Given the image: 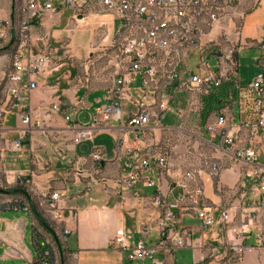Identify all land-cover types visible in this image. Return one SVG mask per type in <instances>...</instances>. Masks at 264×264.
Returning <instances> with one entry per match:
<instances>
[{"label": "crops", "instance_id": "0c3cea01", "mask_svg": "<svg viewBox=\"0 0 264 264\" xmlns=\"http://www.w3.org/2000/svg\"><path fill=\"white\" fill-rule=\"evenodd\" d=\"M24 1L15 0L12 6L9 2L6 4L13 13L9 20L0 19V36L6 38L8 29H14L18 37L11 42L15 54L25 57L46 53L53 63L46 73L31 77L37 86L21 93L22 110L14 106L4 109L0 123V134L4 137L17 139L21 127L19 119L24 113L31 116L32 126L21 141L20 151L0 152V188L6 191L22 187L54 236L41 226L28 204L26 209L3 207L7 201L23 198L20 194L0 193V258L25 260L28 264L40 247L51 245L56 248V264H151L149 260L136 263L124 259L121 251L111 245V240L119 228L126 232L129 244L143 239L141 223L154 221L152 195L156 193L173 202L182 192L180 184L184 182L189 188L202 187L201 208L213 218L219 209L228 210V223L205 229L195 212L187 209L186 200L177 208L181 210L186 241L190 244L201 241L206 255L224 259L228 243L235 241L238 219L260 200L258 181L251 168L234 163L222 152L220 138L210 139L205 130L206 123L214 119L213 112L229 99L232 104L226 112V127L254 118L246 100L244 105L241 97L237 100L236 83L241 85L238 70L237 78L214 93L219 99L206 113L201 106L191 103L193 95L186 90L176 84H160L153 92L157 97L168 99V110L162 119L154 118L158 109L153 106L152 117L144 128L133 129L110 121L94 130L91 139L74 143L78 129L93 123L96 109L105 104L106 91L118 75L119 58L114 46L118 20L111 13L94 7L86 10L82 7L83 16L77 15V6L82 0L74 6L51 0L53 11L42 14L29 31L21 35L17 10ZM263 14L264 0H239L219 22L200 25L201 42L210 43L216 52L231 43L248 42L245 47L258 51L254 63L259 75L262 72L257 62L260 52L254 44L264 34ZM206 56L214 58L210 53ZM4 101H11L9 93ZM52 105H57L60 111H51ZM11 111L15 112L14 127L4 125V118ZM65 115L69 116V122L64 120ZM124 120L127 117L124 116ZM255 136V150L260 151L257 141L261 133L257 131ZM134 137L137 140L134 141ZM145 144H158L166 149V168H151L149 175L155 186L136 183L132 189L117 193L115 182L124 172L125 161L136 157L125 155L124 149ZM94 153L101 154L99 161L92 158ZM201 156H208L219 164L218 175L211 178L199 172L193 179H184L185 172L198 169ZM259 163L264 166V152ZM52 192L59 197L56 203L59 217L49 206ZM259 229L264 230V212H259L256 221L244 228L242 239L238 240L243 252L237 264H264V244L256 237ZM28 233L34 247L32 255L25 246ZM157 241L158 234L152 230L146 236V243L154 245ZM192 252L185 246L170 255L156 252L154 257L163 264H195L197 253L193 252L192 258Z\"/></svg>", "mask_w": 264, "mask_h": 264}, {"label": "built area", "instance_id": "2783aa9c", "mask_svg": "<svg viewBox=\"0 0 264 264\" xmlns=\"http://www.w3.org/2000/svg\"><path fill=\"white\" fill-rule=\"evenodd\" d=\"M65 4L77 5L79 0H61ZM239 0H82L77 6V15L83 16L82 7L97 8L101 12L111 13L118 20L117 39L114 45L119 62L117 63L118 75L112 86L106 91L105 104L96 109L93 123L90 127L79 128L73 137V142L89 140L96 129L102 128L110 121H117L121 126L133 129L144 128L152 117V107L156 106V120L162 119L164 112L168 110V99L156 96L153 89L160 84H176L193 96L191 103L201 106L203 99L214 94L226 83L237 78V54L241 48L248 45L231 43L223 51L216 52L210 43L201 42L200 25L206 22L208 25L219 22L229 9ZM24 19V34L40 18L42 14L53 11L51 0H25L22 4ZM264 18V14H263ZM5 25L8 22L4 23ZM264 30V22H263ZM260 55L257 62L262 72L254 77L245 87L236 83L237 100L244 90L247 94L246 104L254 118L250 121L239 120L234 125L226 127V112L232 104V100L213 112V121L206 123L205 130L210 139L220 138L221 150L234 163L249 166L251 173L258 181L257 191L260 195L258 204L250 206V210L238 219V230L235 231V241L227 245V255L224 259H216L203 252L201 241L188 243L185 239V228L181 226L179 203L186 200L187 209L195 212V216L201 222L203 228L216 227L226 224L230 220L227 209H219L215 218L204 208H201L203 189L201 186L189 188L184 182L180 184L182 192L173 202H168L159 194H153L151 205L154 208V221L152 224L141 223L140 233L144 237L132 244L127 240V234L119 228L115 231L111 245L118 248L124 259L131 262L149 260L151 264H163V261L154 257L156 252L170 255L178 248L188 246L197 253L195 264H237L243 252V246L238 240L242 239L243 230L250 223L255 222L259 212H264V166L260 165V155L264 152V34L254 44ZM198 54V72L193 73L188 65L190 56ZM210 53L216 60L215 70L207 67L203 62L204 56ZM52 58L49 54L42 53L34 56L16 55L12 58L10 71L6 80L11 101L0 108V123L4 109L9 106L22 110L21 93L29 92L36 88L37 84L32 80L35 74L46 73L51 65ZM137 79L139 82L137 83ZM232 98V93L229 92ZM152 101V103H149ZM53 112H59L57 105L49 108ZM124 116L127 120H124ZM64 120L70 118L65 115ZM20 129L17 139L13 140V151H20L21 141L31 130V116L24 113L20 116ZM34 126L38 127L37 124ZM259 131L261 137L257 141L261 147L255 150V133ZM246 133V134H245ZM137 140L134 137V141ZM128 157L136 155L132 160L128 159L123 165L124 172L116 180L117 193L128 191L136 183L145 187L155 186L149 172L151 168L165 169L168 154L161 145L145 144L142 147L124 149ZM95 161L101 159L100 153H94ZM220 170L219 164L208 156H201L197 170L187 171L183 178L193 179L199 172H205L208 177H215ZM23 197V196H22ZM49 206L56 217L59 212L56 203L59 199L56 192L49 195ZM28 204L24 198L10 200L3 207H23ZM176 210V211H175ZM155 230L158 241L154 245L146 243V236ZM66 234L68 230H64ZM257 239L264 244V230L259 229ZM60 251V247H59ZM28 264H51L48 247H40L34 260Z\"/></svg>", "mask_w": 264, "mask_h": 264}, {"label": "rangeland", "instance_id": "374dc122", "mask_svg": "<svg viewBox=\"0 0 264 264\" xmlns=\"http://www.w3.org/2000/svg\"><path fill=\"white\" fill-rule=\"evenodd\" d=\"M15 0H0V19H8L9 15L12 12L6 4L14 5ZM8 22V21H7ZM240 22H238L239 24ZM237 26V25H236ZM17 33L14 29H8V34L6 38L0 36V108L5 106V98L8 95V85L6 76L10 71V65L13 56L15 55L14 46L11 44L12 41H16ZM258 56L257 49L244 47L240 50L238 54L237 61V70L238 76L240 78V86L245 87L248 82H250L257 75L258 67L254 63V59ZM203 62L207 64V67L211 70L216 68V60L212 56H204ZM198 54H192L190 56V61L188 68L193 72H198ZM247 99V95L244 90H242L241 95V104H245V100ZM9 103V101H8ZM7 106V105H6ZM16 124L15 112L11 111L6 114L4 118V125L9 127H14ZM13 138H7L0 134V152H5L7 149L12 151L11 143ZM13 152V151H12ZM25 246L29 253L34 254V247L31 242L30 233L25 238ZM192 258H194V253L190 254ZM190 258V260L192 259ZM0 264H26L25 260H3L0 258ZM59 264V263H58Z\"/></svg>", "mask_w": 264, "mask_h": 264}, {"label": "trees", "instance_id": "16d2710c", "mask_svg": "<svg viewBox=\"0 0 264 264\" xmlns=\"http://www.w3.org/2000/svg\"><path fill=\"white\" fill-rule=\"evenodd\" d=\"M218 99H219V97H217L215 94H211L209 97L204 98L202 101L204 112L206 113L207 111H209V109H211V105L216 103L218 101ZM6 193L7 194H20L21 196H23V198L27 201L29 208L32 211L34 217L39 221L41 226L46 231H48L52 236H54L53 230L50 228V226L46 223V221L39 214L35 205L30 200L28 193L22 187H15L12 189H8V190H6Z\"/></svg>", "mask_w": 264, "mask_h": 264}, {"label": "bare ground", "instance_id": "6f19581e", "mask_svg": "<svg viewBox=\"0 0 264 264\" xmlns=\"http://www.w3.org/2000/svg\"><path fill=\"white\" fill-rule=\"evenodd\" d=\"M17 11H18V17H19V32H20L21 35H23L24 34V19H23V9H22V5L19 6V8H18ZM16 55L17 54H15L13 56V58H16ZM19 198H21V197H19ZM13 200H18V198H15ZM24 207L26 209V204H24ZM48 250H49V254H50L51 264H56L57 263V258H58L57 257V252H56V248H53V246L50 245L49 248H48Z\"/></svg>", "mask_w": 264, "mask_h": 264}, {"label": "water", "instance_id": "95a60500", "mask_svg": "<svg viewBox=\"0 0 264 264\" xmlns=\"http://www.w3.org/2000/svg\"><path fill=\"white\" fill-rule=\"evenodd\" d=\"M0 193H6V191L0 188Z\"/></svg>", "mask_w": 264, "mask_h": 264}]
</instances>
